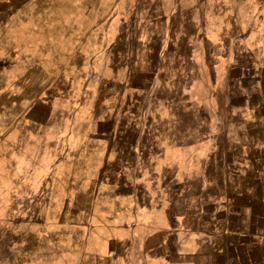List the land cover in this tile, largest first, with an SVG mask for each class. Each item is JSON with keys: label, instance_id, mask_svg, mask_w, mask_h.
Returning <instances> with one entry per match:
<instances>
[{"label": "crops", "instance_id": "1", "mask_svg": "<svg viewBox=\"0 0 264 264\" xmlns=\"http://www.w3.org/2000/svg\"><path fill=\"white\" fill-rule=\"evenodd\" d=\"M46 1L90 104L83 264H264V0Z\"/></svg>", "mask_w": 264, "mask_h": 264}, {"label": "rangeland", "instance_id": "2", "mask_svg": "<svg viewBox=\"0 0 264 264\" xmlns=\"http://www.w3.org/2000/svg\"><path fill=\"white\" fill-rule=\"evenodd\" d=\"M49 3L0 0V264H83L87 255L90 227L73 225L90 104L68 72L78 25Z\"/></svg>", "mask_w": 264, "mask_h": 264}]
</instances>
